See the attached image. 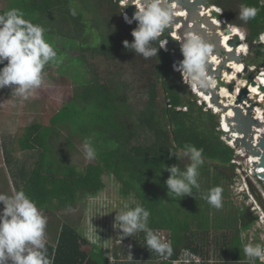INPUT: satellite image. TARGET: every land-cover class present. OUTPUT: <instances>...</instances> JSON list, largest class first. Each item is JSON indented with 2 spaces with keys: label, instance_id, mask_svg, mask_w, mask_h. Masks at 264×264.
Here are the masks:
<instances>
[{
  "label": "trees",
  "instance_id": "16d2710c",
  "mask_svg": "<svg viewBox=\"0 0 264 264\" xmlns=\"http://www.w3.org/2000/svg\"><path fill=\"white\" fill-rule=\"evenodd\" d=\"M7 1H2L1 13L17 8L24 12L26 19L39 25L48 18L50 27L46 32L72 38L78 49L70 50H78L80 58L91 67L89 77L80 83L106 82L110 100L127 131L125 147L118 153L111 135L97 130L71 110H57L47 124L31 123L19 143L23 152L29 151L33 156L40 170L37 179L28 181L32 165L15 158L7 142L2 147L15 190L23 189L38 208L72 210L102 192L103 177L111 175L120 184V195L137 198V204L150 212L148 227L159 235L167 232L163 236L173 247L172 256L164 260L147 248L144 232L123 238L115 235L110 247V257L114 259L111 261L94 246L88 251L83 249L88 241L77 231V224L57 220L48 226L52 238L47 241V249L54 258L53 264H175L182 257H189V262L180 264H208L201 257L209 252L208 239L217 231H221V242L216 249L220 264H250L243 252L246 242L236 231L240 219H249L248 214L243 209L236 214L230 212L224 201L216 209L201 198L202 193L215 186L223 188L222 200L227 197L229 188L221 183L227 181L230 185L236 176L231 163L233 150L221 140L217 116L197 105L181 75L172 70L170 53L158 49L156 57L145 59L124 48L123 41L132 42L131 32L136 24L124 23L119 0ZM242 4L257 7V16L247 22L240 20ZM208 5L221 8L227 24L246 30V41L255 43L254 61L264 66V45L256 43L264 33V0H209ZM72 8L76 10L75 16L70 14ZM93 30L99 34L100 41L91 46L87 44L90 42L87 32ZM153 46L159 47V44L154 42ZM98 57L106 64L105 76H100L91 63ZM256 81L255 86L264 84L259 76ZM158 89L163 92L161 103L157 100ZM62 137L72 150L75 139L84 142L90 138L97 151L95 162L81 168L71 164L68 153L60 146ZM185 145L203 149L204 163L198 176L200 188H193L191 195L173 199L167 194L165 181L169 173L163 167L178 164L183 169L189 160H177L169 151ZM248 226L245 224L240 229ZM129 253L133 260L128 259ZM192 256L200 261L191 259ZM255 264L264 262L256 260Z\"/></svg>",
  "mask_w": 264,
  "mask_h": 264
},
{
  "label": "clouds",
  "instance_id": "9594fccd",
  "mask_svg": "<svg viewBox=\"0 0 264 264\" xmlns=\"http://www.w3.org/2000/svg\"><path fill=\"white\" fill-rule=\"evenodd\" d=\"M121 1L123 2L119 0V3ZM125 3L128 4V0H125ZM132 4L136 10L131 18L122 13L124 23L131 25L136 22V27L131 32L133 40L131 43L127 40L123 41L124 48L142 55L145 59L156 57L158 49L163 50L165 45L167 50L163 51L170 52L171 48L168 46L167 39H160V37L166 29L171 28L177 15L173 0H135ZM258 11L257 7L242 4L239 19L247 22L254 19ZM70 14L73 16L77 14L75 8L70 9ZM223 25H228L229 30L237 33L241 40L245 39L247 45L246 32L241 31L239 26L226 22L224 24L220 22L217 26L222 28ZM45 33L46 29L43 26L26 19L24 12L20 9L11 8L0 14V64L4 65L0 67V88L10 86L16 97L27 100L36 89L42 86L45 66L60 62L54 45L45 38ZM176 40L180 44L183 59L177 63H171V68L181 75L194 99L197 95L196 91H209L216 85L215 78L208 71L209 63L215 59L212 56L213 45L205 40L200 32L191 30L185 32L183 36H176ZM154 42H157L159 47L153 46ZM256 43L264 45V33L258 36ZM247 54L248 49L246 53H243L244 57ZM249 70L251 71L250 68ZM259 75V73L256 74V77L258 78ZM219 83L221 82L218 81L217 84L220 85ZM198 99L195 102H200ZM203 107L217 116L219 126L221 114L223 115L222 110L216 111L210 106ZM221 135H223L222 131ZM82 149L85 159L96 158L97 151L90 138H85ZM169 153L177 160L187 158L189 163L183 169L178 164L163 167L169 173L165 181L168 196L175 199L191 195L193 188H200L198 176L199 168L204 163L203 149H198L194 145H185ZM256 180L262 184L259 178ZM247 184L264 212V194L254 189L250 178L247 179ZM222 193L223 188L215 186L202 193L201 198L214 208L220 209L223 206ZM244 194L249 195L248 192ZM0 204L3 205L0 208V264H53L54 258L49 256L47 249L45 232L47 217L43 209L38 208L36 202L23 189L13 190L11 195L0 193ZM149 216L150 212L144 207L138 204L133 207L125 203L121 211L116 214L113 227L121 230L122 238L130 237L136 232H144L147 248L157 253L162 259L168 260L173 254L172 242L148 227ZM93 235L99 239L95 229ZM93 242L95 243L96 240ZM243 252L250 264H255L256 260L264 262V244L246 243ZM128 259L133 260L131 253L128 254ZM175 263L179 264V262Z\"/></svg>",
  "mask_w": 264,
  "mask_h": 264
},
{
  "label": "rangeland",
  "instance_id": "374dc122",
  "mask_svg": "<svg viewBox=\"0 0 264 264\" xmlns=\"http://www.w3.org/2000/svg\"><path fill=\"white\" fill-rule=\"evenodd\" d=\"M2 1L3 3L8 2L7 0H0V14H2ZM47 19L48 18H45L43 20L44 23L41 25L45 29L50 27L46 22ZM241 30L246 32L244 28H241ZM87 33L90 36V42H87V44L91 46L97 45L100 41L99 34L95 30L88 31ZM45 38L54 45L58 53L57 58L60 62L50 63L45 66L44 83L42 86L36 89L34 94L27 100L16 97L12 93V88L10 86L0 88V193L11 195L14 190L12 187V184H14L13 179L10 174H8L7 165L4 161L3 143L7 142L8 148L15 158L22 162L26 161L27 164L30 163L32 165L30 167L31 170L28 181L37 179L40 176V170L37 164L32 160L33 156L30 155L29 151H22L19 139L22 138L25 131H28L27 127L31 123L42 122L47 124L49 117L57 110H71L89 125L111 135L117 146L118 153H121L125 147L127 131L116 114L107 92L106 82L102 80L96 83L81 84L80 82L82 80L89 77V70H91V67H89L87 63L85 64L84 59L80 58V52H78V50L74 52L70 50L72 47L78 49L76 48V43L74 41L72 43V38L56 36L55 33L50 32L45 33ZM246 43L248 46V54L245 56V64L254 66L256 70L255 74H258L260 71L264 74V66L254 61L256 55L252 49L255 43L249 44L247 41ZM85 44L86 43L82 44V46H85ZM101 59L102 57L93 58L91 63L96 66V72L100 76H105L106 64L105 62H100ZM127 71L130 73V69H127ZM249 73L250 70L248 67L247 72L242 73L239 79L236 80L235 86L239 80L246 82ZM133 77L135 78L136 74L133 75ZM259 78L264 81V76L262 74L259 75ZM219 84L223 85L222 83ZM255 85L252 87L262 96L259 88L255 87ZM162 93L161 89H158L157 100L160 103L162 99L160 94ZM196 103L199 105L198 101ZM64 134L63 132V137ZM63 137L60 139V146L68 153L69 162L71 164L75 163L81 168L82 165L95 162V159H85L82 149V140L79 138L75 139L76 146L75 149L72 150L71 147L66 146ZM244 167L246 168V166ZM246 170H248V168H246ZM237 173V177L233 184L228 185L227 181H224V183L222 181L221 184L229 188L227 189V197H223L222 201L226 203V209L230 212L236 214L237 211L240 212L243 209V211L248 214L247 217H249V219L244 218L242 221L240 219L239 226L236 227V231L240 234L241 238L244 239L246 243L264 244L263 209L258 205L255 196L248 190L244 180L245 174ZM103 179L105 188L102 192L96 197L86 200L84 204H77L72 210L41 208L47 217V226L45 229L46 241L52 238L51 231L48 227L50 222L70 220L74 224H77V231L88 241V245L83 246L84 250L88 251L91 246H94L101 250L104 255L108 256L111 261L114 260L110 257L111 243L115 235H118V237L122 236L121 230L113 227L115 216L121 211L125 203L130 206H135L138 200L134 196L122 197L119 193L120 184L113 176H104ZM250 179L254 185V189L264 194V186L255 178ZM246 192H248L249 195L244 194ZM2 207L3 205L0 204V208ZM245 224H249V228L240 229V227ZM94 229L99 239L93 235ZM166 234L167 232L163 233L165 236ZM212 235L213 236L208 239V255H203L201 259H204L208 264H220L219 258L216 255V249L219 242H221V231L215 232V235L214 232H212ZM214 236L220 238L216 240ZM93 240H96V242L94 243ZM230 263L236 264L233 262Z\"/></svg>",
  "mask_w": 264,
  "mask_h": 264
},
{
  "label": "water",
  "instance_id": "95a60500",
  "mask_svg": "<svg viewBox=\"0 0 264 264\" xmlns=\"http://www.w3.org/2000/svg\"><path fill=\"white\" fill-rule=\"evenodd\" d=\"M175 4L176 13L183 12L175 16L171 28L166 29L168 46L170 49V56L172 63H177L183 59L180 52V44L176 40V36H183L189 30L200 32L205 40L213 45L212 56L215 58L216 63L212 60L208 65V71L211 76L216 80V85L209 91H196L210 97L211 103L218 109L227 113L229 109L232 110V115H224L223 119L228 124L229 130H223L222 133L226 141H231L232 144L242 151V154L234 156L237 160H243L251 157V169L255 176H257L262 184H264V132L257 138L254 137L256 128L264 125V84L258 85L260 96L258 93L250 91L249 86L257 83L256 70H251L247 76V82L242 87L235 91V79L227 81L224 79L225 73L233 71L231 62L243 64L241 71L236 72V77H240L242 73H246L248 67L245 65V57L243 53H239L237 48L240 46L242 40L237 34L229 30L228 25H223L219 28L214 22V18L224 24L225 19L222 11L216 6L208 5V0H173ZM135 0H128V4L123 0L121 10L123 14H127L131 18L134 13L135 6L132 4ZM215 8L209 11V8ZM205 9V10H204ZM204 12V13H203ZM209 12V13H208ZM136 23V22H133ZM241 30V28L239 27ZM243 31V30H241ZM175 34V35H174ZM224 35H229V38L223 44L222 38ZM230 46L231 49H227ZM220 81L226 86L227 91L233 94V103L223 102L225 97L220 94L221 86L217 84ZM198 93L193 99H198ZM201 105L208 107L205 101L199 102ZM259 107L262 111L263 121L259 120L254 112L255 108ZM239 134V137L232 136Z\"/></svg>",
  "mask_w": 264,
  "mask_h": 264
},
{
  "label": "bare ground",
  "instance_id": "6f19581e",
  "mask_svg": "<svg viewBox=\"0 0 264 264\" xmlns=\"http://www.w3.org/2000/svg\"><path fill=\"white\" fill-rule=\"evenodd\" d=\"M217 8V7H216ZM212 9L214 10L215 8H213V7H211V8H209V11H212ZM205 10V9H204ZM216 11H218L217 9H215ZM219 12V11H218ZM204 13V12H203ZM209 13V12H208ZM179 14H183V12H180V13H177V15H179ZM214 20V22L217 24V25H220V21L219 20H217V19H213ZM232 33H234V32H232ZM234 34H237V33H234ZM175 35V34H174ZM238 35V34H237ZM239 36V35H238ZM229 38V35H224L223 36V38H222V41H223V44H225V42H226V40ZM227 49H231V47L230 46H227ZM247 45L245 44V39L244 40H242V42H241V44H240V46L237 48V51L239 52V53H246L247 52ZM214 62L216 63V60H214ZM230 65L232 66V68H233V71L231 72V73H225V79L227 80V81H230V79H235V81L237 80V79H239L238 77H236V72H239V71H241V69L243 68V64H241V63H237V62H231L230 63ZM245 81V80H244ZM243 85H245V82H243V81H241V80H239L238 82H237V85H236V90L235 91H237V89L238 88H240V87H242ZM252 86H254V85H251V86H249V89H250V91H252L253 93H258V91L256 90V89H254V87H252ZM255 87H258V86H255ZM220 90V94H221V96L222 97H225V100H223V102H227V103H233V97H234V95L233 94H230L228 91H227V89H226V86H221V88L219 89ZM196 93H198V92H196ZM259 94V93H258ZM198 100L199 101H205L206 103H208V106H210V107H213L216 111H221L220 109H218L216 106H214L212 103H211V101H210V97L209 96H207V95H204V94H202L201 92L200 93H198ZM263 99V98H262ZM263 103H264V99H263ZM255 112H254V115H256V117L259 119V120H261V121H263V116H262V111H261V109L259 108V107H256L255 108ZM222 113H223V116L224 115H232V110L231 109H229L228 111H227V113L226 112H224V111H221ZM222 116V117H223ZM223 125H224V129L226 130V131H228L229 130V127H228V124L226 123V121L225 120H223ZM257 130H256V132H255V135H254V137L255 138H257L261 133H263L264 132V125H260L258 128H256ZM232 136H234V137H236V136H238L239 137V134H233ZM251 161H253L252 159H251Z\"/></svg>",
  "mask_w": 264,
  "mask_h": 264
},
{
  "label": "built area",
  "instance_id": "2783aa9c",
  "mask_svg": "<svg viewBox=\"0 0 264 264\" xmlns=\"http://www.w3.org/2000/svg\"><path fill=\"white\" fill-rule=\"evenodd\" d=\"M121 4H123V2L121 1L120 2ZM163 50H167L166 49V45H165V48H163ZM251 70L252 69H254L255 67L254 66H250L249 67ZM260 74H262V75H264L263 73H262V71H260L259 72ZM223 115L221 114V119H220V122H219V126H218V129L219 130H221V131H223V130H225L224 129V125H223V117H222ZM221 139L230 147V148H232L233 149V151H234V153H233V156H232V159H231V163H233L234 165H235V173H236V176L233 178V183H234V181H235V179H236V177H237V172H239V173H243V174H245L244 175V180H245V182H246V184H247V179L248 178H255V179H258V177L257 176H254V174H253V172H252V169H251V158H247V159H245V160H237V159H235L234 158V156L235 155H237V154H242V151L240 150V149H238V148H236L233 144H232V142L231 141H226L225 140V138H224V136L223 135H221ZM244 166H246V168H248V170H246V168L244 167ZM232 183V184H233ZM231 185V184H230ZM247 187H248V190L250 191V188H249V186H248V184H247ZM162 237H164V236H162ZM186 254H188V253H185V255ZM191 259H194L195 261H200V259L198 258V257H195V256H192V258ZM178 262L180 263V262H184V263H188L189 262V257H182V258H180L179 260H178Z\"/></svg>",
  "mask_w": 264,
  "mask_h": 264
},
{
  "label": "flooded vegetation",
  "instance_id": "af4514ba",
  "mask_svg": "<svg viewBox=\"0 0 264 264\" xmlns=\"http://www.w3.org/2000/svg\"><path fill=\"white\" fill-rule=\"evenodd\" d=\"M118 4H119V6L121 7V5H120V3L118 2ZM121 13H122V11H121ZM167 37V34L166 33H164L163 34V38L162 39H164V38H166Z\"/></svg>",
  "mask_w": 264,
  "mask_h": 264
},
{
  "label": "crops",
  "instance_id": "0c3cea01",
  "mask_svg": "<svg viewBox=\"0 0 264 264\" xmlns=\"http://www.w3.org/2000/svg\"><path fill=\"white\" fill-rule=\"evenodd\" d=\"M12 187L14 188V190H15V187H14V185L12 184Z\"/></svg>",
  "mask_w": 264,
  "mask_h": 264
}]
</instances>
